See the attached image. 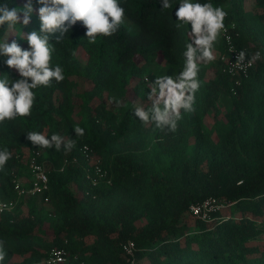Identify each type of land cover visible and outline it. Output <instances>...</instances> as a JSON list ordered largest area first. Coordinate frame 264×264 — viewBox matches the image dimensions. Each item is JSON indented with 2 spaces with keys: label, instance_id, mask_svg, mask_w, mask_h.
<instances>
[{
  "label": "trees",
  "instance_id": "1",
  "mask_svg": "<svg viewBox=\"0 0 264 264\" xmlns=\"http://www.w3.org/2000/svg\"><path fill=\"white\" fill-rule=\"evenodd\" d=\"M193 2L222 7L224 25L238 33L235 45L261 57L246 75L231 76L220 35L215 59L199 63L194 111L182 109L174 131L145 125L134 112L151 107L158 77L184 67L191 26L175 16L181 0H170L169 9L161 0H118L124 24L94 44L80 21L59 42V32L49 36L52 66L62 67L64 80L33 89L31 115L0 123V150L11 153L0 171V200L15 201L0 212V264H45L54 248L68 252L63 264H264V0ZM28 3L0 0L20 17L13 28L0 25V43L31 50L27 36L40 31L42 5L31 0L25 25ZM7 58L0 55V78L19 79ZM29 132L58 134L74 147L34 146ZM33 150L41 151L49 189L19 195L13 180L31 187ZM96 159L110 182L94 186L87 169ZM209 197L230 204L206 220L195 216L191 205ZM129 242L133 254L124 249Z\"/></svg>",
  "mask_w": 264,
  "mask_h": 264
},
{
  "label": "clouds",
  "instance_id": "2",
  "mask_svg": "<svg viewBox=\"0 0 264 264\" xmlns=\"http://www.w3.org/2000/svg\"><path fill=\"white\" fill-rule=\"evenodd\" d=\"M38 3L42 5L38 9L41 28L39 32L32 31L27 36L31 50H22L16 42L0 43V55L8 57L5 61L6 65L15 69L20 76L15 80H11L7 75L5 78H0V123L13 120L17 116L31 115L35 100L33 89L39 86L47 87L53 80L56 82L64 80L62 67L52 66L54 49L49 43V36L59 32V36H56L59 42L64 34L69 32L71 26L80 21L87 30L85 35L89 43L94 44L98 35L111 36L125 22V10L118 0H38ZM161 4L162 9L172 7L170 0H161ZM32 10L29 0L24 10L25 25L29 23L28 14ZM18 12L16 8L0 6V25L7 24L8 28H13L20 22ZM175 16L179 22L191 26V42L186 44L183 53L184 67L176 77H158L149 95V99L156 98L151 107L148 110L137 107L134 112V115L145 125L154 123L157 128L161 130L168 128L170 131L175 130L182 109L185 112L194 111L195 93L200 87L199 63L215 59L214 44L221 35L227 49V55H223V60L227 58L228 64L230 52L223 35L225 27L229 28L234 44L235 35L238 36L237 32H232L235 30L234 24L224 25L227 16L224 9L211 3L201 4L193 0H181ZM256 55L258 58L259 53ZM245 58V52L241 51L237 62L242 63ZM74 131L77 136L84 135V129L79 126L75 127ZM27 138L34 146L54 147L57 151L64 144L63 137L58 134L51 135L49 139L43 134L29 132ZM72 147L74 141L64 144L65 150H71ZM10 159L11 153L7 149L0 150V171L4 170ZM5 256L4 244L0 241V261H3Z\"/></svg>",
  "mask_w": 264,
  "mask_h": 264
},
{
  "label": "built area",
  "instance_id": "3",
  "mask_svg": "<svg viewBox=\"0 0 264 264\" xmlns=\"http://www.w3.org/2000/svg\"><path fill=\"white\" fill-rule=\"evenodd\" d=\"M223 35L226 39L228 50L230 52L229 61L225 71L232 75L236 76L240 73L247 74L248 70L251 69L256 61L261 57V51L253 52L251 55L246 56L245 60L242 63L237 62L238 54L241 52L237 46L233 43L232 34L228 27H225ZM257 53L259 57L257 58ZM81 152L89 159H91L92 149L89 145H83L81 147ZM41 151L33 150L29 162L28 168L31 172V187L26 188L25 184L22 183L18 178H14V187L19 195L24 193L39 194L47 191L49 189V178L46 172L44 164L40 162ZM92 167L87 169V178L95 186L102 181L110 182L108 178V171L103 168L100 159L91 160ZM230 203L219 198L209 197L203 202L196 203L191 205V212L201 218L208 219L212 212L218 211L222 208H225ZM15 205L13 200H0V212L11 210ZM134 243L129 242L124 246V249L129 254H133ZM68 256V252L64 248H54L50 251L48 257L45 259V264H63Z\"/></svg>",
  "mask_w": 264,
  "mask_h": 264
},
{
  "label": "rangeland",
  "instance_id": "4",
  "mask_svg": "<svg viewBox=\"0 0 264 264\" xmlns=\"http://www.w3.org/2000/svg\"><path fill=\"white\" fill-rule=\"evenodd\" d=\"M213 51H214V50H213ZM82 57H83V56H82ZM83 59H85V58L83 57ZM88 85H89L88 83H87V85H86V83H85L84 81L82 82V87H83V88L88 87Z\"/></svg>",
  "mask_w": 264,
  "mask_h": 264
}]
</instances>
